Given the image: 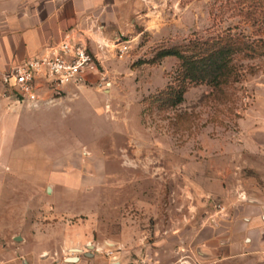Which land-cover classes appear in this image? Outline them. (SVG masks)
<instances>
[{
	"label": "rangeland",
	"instance_id": "obj_1",
	"mask_svg": "<svg viewBox=\"0 0 264 264\" xmlns=\"http://www.w3.org/2000/svg\"><path fill=\"white\" fill-rule=\"evenodd\" d=\"M146 1L140 34L118 37L123 58L41 86L33 106L0 103V264L87 245L108 262L175 264L242 197L264 203V0ZM227 33L249 46L237 75L189 84L169 107L159 94L180 63L157 55Z\"/></svg>",
	"mask_w": 264,
	"mask_h": 264
},
{
	"label": "crops",
	"instance_id": "obj_2",
	"mask_svg": "<svg viewBox=\"0 0 264 264\" xmlns=\"http://www.w3.org/2000/svg\"><path fill=\"white\" fill-rule=\"evenodd\" d=\"M145 4L146 0H0V75L66 36L85 45L103 64L105 55L118 49L119 36L140 34L135 31L144 22ZM2 102L18 105L10 98ZM262 206V201H239L231 216L202 227L175 264H264ZM90 253L67 257L73 261L42 254L30 264H111L95 251Z\"/></svg>",
	"mask_w": 264,
	"mask_h": 264
},
{
	"label": "built area",
	"instance_id": "obj_3",
	"mask_svg": "<svg viewBox=\"0 0 264 264\" xmlns=\"http://www.w3.org/2000/svg\"><path fill=\"white\" fill-rule=\"evenodd\" d=\"M115 57L123 58L129 51V41L120 42ZM98 60L87 47L68 36L42 54L27 58L0 75V100L12 99L32 106L38 102L41 86L63 88L81 85L96 73ZM111 258V264H118Z\"/></svg>",
	"mask_w": 264,
	"mask_h": 264
},
{
	"label": "trees",
	"instance_id": "obj_4",
	"mask_svg": "<svg viewBox=\"0 0 264 264\" xmlns=\"http://www.w3.org/2000/svg\"><path fill=\"white\" fill-rule=\"evenodd\" d=\"M248 48L243 38L227 33L203 43L189 40L183 46L161 51L157 59L174 57L180 64L175 85H169L159 96L169 107H175L183 102L189 84H206L213 89L229 84L237 75L232 65L234 55Z\"/></svg>",
	"mask_w": 264,
	"mask_h": 264
},
{
	"label": "water",
	"instance_id": "obj_5",
	"mask_svg": "<svg viewBox=\"0 0 264 264\" xmlns=\"http://www.w3.org/2000/svg\"><path fill=\"white\" fill-rule=\"evenodd\" d=\"M240 201H242V202H247V203H252V204H256V205H261V202H259V201H257V200H255V199H252V198H249V197H242L241 199H240ZM262 209L264 210V207L262 206ZM262 219L264 220V215L262 216ZM87 247V251H90L91 253H90V256H92L93 255V253H92V251L94 250V246L93 245H87L86 246ZM73 252H75V253H79V252H81V250H79V249H74L73 250ZM95 252L97 253V251L95 250ZM75 258H67L66 259V261H73Z\"/></svg>",
	"mask_w": 264,
	"mask_h": 264
},
{
	"label": "flooded vegetation",
	"instance_id": "obj_6",
	"mask_svg": "<svg viewBox=\"0 0 264 264\" xmlns=\"http://www.w3.org/2000/svg\"><path fill=\"white\" fill-rule=\"evenodd\" d=\"M211 224H214V225H215V224H216V222H212Z\"/></svg>",
	"mask_w": 264,
	"mask_h": 264
}]
</instances>
